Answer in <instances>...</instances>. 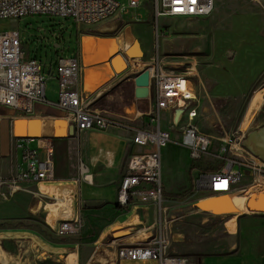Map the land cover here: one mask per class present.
<instances>
[{
  "label": "rangeland",
  "instance_id": "374dc122",
  "mask_svg": "<svg viewBox=\"0 0 264 264\" xmlns=\"http://www.w3.org/2000/svg\"><path fill=\"white\" fill-rule=\"evenodd\" d=\"M120 1L126 3V0ZM103 24L114 27V30L101 32L99 27ZM154 24L147 6L130 9L123 15L122 20H108L94 26L78 24L72 18L59 16L33 15L21 19L0 20V28L19 30L25 54L36 57L42 64L48 98L52 102L56 101L55 91L58 87L55 76L48 74V69H55L63 57L73 54L79 57L83 35L106 34L108 37L114 36L113 39L99 42L92 55L85 54L86 62L90 64L98 59L105 60L113 53L114 47L124 51L126 44L129 47L138 39L144 49L143 57L133 49L131 56L137 58H130L129 65L120 73L127 72L130 82L141 70L137 69L133 62L141 60L144 66L150 61L155 49L159 50L163 63L178 72H185L192 63L195 64V75L191 81L196 95L194 105L198 108L197 125L203 133L213 137L237 133L247 135L250 128L264 122V0H216V8L209 17L161 18L158 28ZM116 65L118 72L125 68L118 62ZM103 68L106 69V65ZM97 77L95 74L90 85ZM86 89L89 87L86 86ZM128 89L125 87V90ZM164 120L165 125L172 124L167 114ZM58 127V134H64L62 127ZM174 130L180 132L179 127ZM75 135L76 132L68 137ZM171 144L165 163L173 167L179 165L178 170L183 173L185 164L179 162L186 160L184 150L179 149L176 141ZM210 161L211 159L204 158L198 164L189 166V177L195 182L203 170L215 168L216 162ZM126 170V166L121 168L122 177ZM177 174L173 173L171 180L174 186L179 184L182 187L185 185V179L181 174ZM191 185L192 181L187 188L183 187L178 192H167L166 195V226L170 235L171 253L197 260L194 255L196 249L205 248L218 254L231 253L237 248L252 255L264 251V212L246 210V201L252 191L247 193L240 187L230 194H238V198L216 199L215 203L229 201L231 205L226 209H218L222 215L213 216L199 214L200 212L194 210L193 206L198 202L195 196L206 195L194 194ZM186 191L188 194L184 197L174 196ZM229 212L233 213L227 214ZM230 219L237 222L235 235L227 226ZM0 223H4L0 228H26L28 231L24 236L0 239L3 258H0V264L132 263L116 258L112 235L104 240L105 245L98 249L94 247L90 257L87 256L88 251L81 256L82 245L78 247V252L72 250L71 245L78 246L85 238L80 234L62 237L58 233V225H49L43 214L32 215L15 211ZM122 234L124 233L119 235Z\"/></svg>",
  "mask_w": 264,
  "mask_h": 264
},
{
  "label": "built area",
  "instance_id": "2783aa9c",
  "mask_svg": "<svg viewBox=\"0 0 264 264\" xmlns=\"http://www.w3.org/2000/svg\"><path fill=\"white\" fill-rule=\"evenodd\" d=\"M259 1V0H255ZM147 6L157 28L161 18L202 19L215 10L216 0H0V20L21 19L27 16H59L72 18L78 24L94 26L108 20H122L130 9ZM140 20L139 18H136ZM18 29L0 28V105L13 109L19 116H34L38 104L62 110L68 126L75 132L116 128L130 133L135 145L146 148L134 153L127 163L118 191V203L128 206L134 201L156 208L154 225L142 228L146 238L136 243L119 244L117 257L128 261H153L154 264H197L185 255L170 254V235L167 230L168 207L163 184L162 150L173 141L175 127L180 128L179 144L189 151L191 162L202 159L216 162L214 169L203 171L193 183L194 194H229L239 187L260 186L264 191V160L252 156L244 148L243 135L226 134L213 137L200 131L197 125L198 108L192 87L195 64L185 72L168 68L155 49L141 72H150V91L155 107L146 113L148 121L142 126L125 115H111L91 108L92 94L81 86V61L77 54L63 57L48 74L57 82L56 101L48 99L45 72L36 57L25 54ZM179 114L177 115V113ZM170 116L171 125L164 124ZM28 139V138H23ZM32 140V139H29ZM46 148H31L23 143L9 178L3 177L0 164V186L15 192L19 185L51 180L55 176L51 142ZM79 179L93 182L88 166L79 162ZM81 214L62 219L58 233L63 237L78 235L83 227ZM140 231V230H137Z\"/></svg>",
  "mask_w": 264,
  "mask_h": 264
},
{
  "label": "crops",
  "instance_id": "0c3cea01",
  "mask_svg": "<svg viewBox=\"0 0 264 264\" xmlns=\"http://www.w3.org/2000/svg\"><path fill=\"white\" fill-rule=\"evenodd\" d=\"M113 28L104 24L99 27L103 33L113 31ZM127 46L126 44V48ZM141 47L144 51L142 45ZM79 51L81 86L85 94H92V97H94L91 108L111 115H125L133 118L135 119L134 123L138 126H142L148 121L146 113L152 111L155 107L152 92L150 91L147 97L138 98L135 94V77L132 82H130L127 72L114 77L116 74L110 59H108V64H105L106 69H104V74L107 77L106 81L94 91L86 89L85 69L93 65L83 61L81 44ZM124 59L127 62L125 57ZM94 76L95 74H91L88 77L89 84ZM125 87L129 89L125 90ZM46 91L48 97V88ZM34 116L41 118L43 122L61 116L68 123L67 119L64 118V112L55 106L38 104ZM18 117L21 116L17 115L13 109L0 105V164L3 177L9 178L11 176L14 164L21 154L19 145L26 143L31 148L43 149L48 147V141L51 142V150L54 156L55 176L47 181L20 184L19 189L15 192L8 187L0 186V221L5 219L7 215H12L17 211L32 215L43 214L46 216L49 225L57 226L60 220L73 218L81 214L84 224L80 235L85 239L78 246L76 245L77 247L72 244L71 249L78 252V247L82 245L81 250L83 252L81 256L88 251L87 256L89 257L92 255L94 247L98 249L101 245H105L103 242L110 235L114 238L112 245L116 246L115 255L117 259H119L117 257V246L119 244L136 243L146 238L147 233L141 232V229L154 225L156 208L151 204H143L137 201L128 206H121L118 203V191L123 178L121 168L123 166L127 168L128 160L132 154L145 151L146 148L135 145L130 133L116 128L83 130L76 133L78 138H76V135L72 138L67 136L62 139L40 138L29 140L17 138L14 132V121ZM180 132L174 130L172 135L173 142L176 141L179 149L184 150L186 155V160L179 162V164H185L184 174L178 170L179 165L173 167L171 164L167 163L166 165L165 163L167 151L172 144L169 143L162 150L163 184L166 195L167 192H178L183 187L187 188L191 181V186H193L194 182L192 177H189L190 169L188 167L193 164L189 157V151L179 144ZM243 144L249 154L264 160V122L250 128L247 135H243ZM79 161H83L88 166L93 177L92 183L79 179L77 173ZM206 171L210 170L207 169ZM175 172L181 174L185 179L184 186L180 187L179 184L174 186L171 175ZM13 194L15 195L11 196ZM225 195L227 194L219 196L223 197ZM203 201L201 199L199 202ZM215 212L223 214L219 210ZM199 214L207 215L208 213L200 212ZM227 226L231 233L235 235L237 222L235 223L234 220L230 219ZM119 232L124 234L119 235L121 234ZM27 234L26 228H0V239L20 237ZM116 234L119 236L116 237ZM169 253L176 254L170 251ZM194 255L197 257V264H264V251L252 255L250 252L238 250L237 248L236 251L231 253L218 254L204 248L203 250L196 249ZM77 260L79 261L78 258ZM119 260L132 262L131 264H154L153 261Z\"/></svg>",
  "mask_w": 264,
  "mask_h": 264
},
{
  "label": "water",
  "instance_id": "95a60500",
  "mask_svg": "<svg viewBox=\"0 0 264 264\" xmlns=\"http://www.w3.org/2000/svg\"><path fill=\"white\" fill-rule=\"evenodd\" d=\"M94 37L99 38H108L106 34L94 35ZM82 42V41H81ZM121 46V44H120ZM82 48V45H81ZM136 49L138 55L143 57L144 51L142 50L141 43L138 39H135L132 45L127 47L124 51L120 50L110 56V60L114 65L115 74L118 75L125 71L127 66L129 65V59H136V56H131L132 50ZM123 53V54H122ZM127 59H124V57ZM122 58L124 61V70L118 72V67L116 62H118V58ZM121 66V64H120ZM134 82L136 85L135 94L138 98L147 97L150 93V72L148 69H145L138 73ZM36 108V107H35ZM179 112L177 113V115ZM62 127V135L58 134L59 127ZM14 132L17 138H28V139H62L69 135H73L75 132L74 126L66 123V120L61 116L56 119H47L45 122L41 120V118L37 116H21L15 119L14 121ZM219 195H210L206 197V200L203 202H195L194 210L197 212H205L213 216L222 215L217 214L215 211H218V206L215 203V200L218 199ZM247 210L255 211V212H264V193H259L257 196L252 194L247 200ZM212 213V214H211ZM233 213V212H230ZM227 213V214H230ZM226 214V215H227Z\"/></svg>",
  "mask_w": 264,
  "mask_h": 264
},
{
  "label": "bare ground",
  "instance_id": "6f19581e",
  "mask_svg": "<svg viewBox=\"0 0 264 264\" xmlns=\"http://www.w3.org/2000/svg\"><path fill=\"white\" fill-rule=\"evenodd\" d=\"M89 36V37H88ZM94 35H86V36H82L81 38V41H80V44L82 45V48H81V53H83V61L85 63L86 62V58H85V54L87 55H92L98 48V43L99 42H102L106 39H113V37H108V38H97V37H92ZM117 51H119V49L117 47H114L113 49V53H111L107 60H95L93 62H91L90 64H92L93 66H90L89 68H86L85 69V82H86V86L89 87V89L91 91H94L97 87H99L101 84H103V82L106 80V75L104 74V68L103 66H105V64L107 63L108 59L110 58L111 55H113L114 53H116ZM85 52V53H84ZM124 60L122 58H118V63L121 64V66H124ZM135 63V67L137 69H140L142 64H141V60H136L135 62H133V64ZM108 64V63H107ZM91 74H97L98 77L97 79L95 80V82L90 85L88 83V77L91 75ZM248 122V121H246ZM245 122V123H246ZM245 125V124H244ZM247 128V127H246ZM240 188V187H239ZM238 188V189H239ZM243 189H245L246 191L245 192H250L252 191V194H255L256 196L260 193V192H263V191H260L262 190V188L260 186H252V187H248V188H245L243 187ZM234 192V191H233ZM231 192V193H233ZM231 193L223 196L225 200H231L233 197H236L238 198L239 195L238 194H233V195H230ZM251 194V195H252ZM197 197L196 199L198 200V202L203 199V198H206L207 196H195ZM223 197H219L218 199H222ZM248 200V199H247ZM242 203V202H241ZM229 204L231 205V203H229V201H225V202H222V203H219L217 202L216 205L218 206V209L222 210V209H226ZM246 207H247V201H246ZM247 210V209H246ZM121 233V232H119ZM118 234V233H117ZM116 234V235H117ZM118 236V235H117ZM2 250L0 249V258H2V254H1ZM10 260V259H9ZM7 264V263H6Z\"/></svg>",
  "mask_w": 264,
  "mask_h": 264
},
{
  "label": "trees",
  "instance_id": "16d2710c",
  "mask_svg": "<svg viewBox=\"0 0 264 264\" xmlns=\"http://www.w3.org/2000/svg\"><path fill=\"white\" fill-rule=\"evenodd\" d=\"M188 194V192L180 193V194H175V197H184ZM4 226V223H0V227Z\"/></svg>",
  "mask_w": 264,
  "mask_h": 264
}]
</instances>
